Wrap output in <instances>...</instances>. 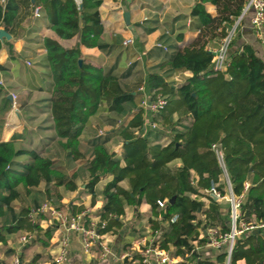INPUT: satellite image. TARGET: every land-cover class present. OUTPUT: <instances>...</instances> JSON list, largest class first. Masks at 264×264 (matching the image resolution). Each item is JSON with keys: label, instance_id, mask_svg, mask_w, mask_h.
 <instances>
[{"label": "trees", "instance_id": "obj_1", "mask_svg": "<svg viewBox=\"0 0 264 264\" xmlns=\"http://www.w3.org/2000/svg\"><path fill=\"white\" fill-rule=\"evenodd\" d=\"M102 1L5 0L0 3V27L15 37L16 29L32 17L38 6L40 15L43 14L58 38L70 39L79 33L80 44L107 51L111 46L100 39ZM206 2L216 6L214 16L206 12ZM247 2H196L190 15L197 36L187 45L172 46V52L165 54L139 83L143 82L149 98L154 99L159 93L166 99L163 108L150 117L157 128L148 127L144 135H141L144 111L140 106L143 94L124 82L133 63L119 71L123 64L116 61L104 72L82 58L77 48L64 47L51 37L44 38L45 65L52 79L47 102L54 135L48 141H54L64 158L83 159L79 137L86 122L100 110L108 114L105 122L111 128L97 130L89 141L92 155L84 164L89 176L84 191L91 195V205L95 202L96 183L111 175L102 190L101 208L95 214L105 221L99 233H118L124 226L121 220L124 208L133 207L134 214L140 217L138 208L147 203L151 212L146 226L151 235L147 246L155 243L171 249L174 255L189 253L193 264H226L225 247L206 249L205 231L230 230L229 209L223 212L221 201L206 193L212 185L221 194L225 192L224 174L213 144L222 152L233 194L240 195L245 183L249 184L240 202V219L264 221V60L252 46L237 45L233 38L227 67L221 71L214 69L213 53L207 48L210 42H218L228 33ZM149 31L145 29L146 33ZM1 44L0 41V47ZM5 44L11 54L9 42ZM183 71L191 75L180 83L167 80ZM3 95L0 84V134L10 105ZM22 138L17 131L6 141L0 138V244L27 232L32 234L28 244L46 247L55 227H42V216L34 219L32 209L45 200L71 213L81 212L85 207L81 203L61 202L62 190H75L77 184L54 164L48 152L25 147L19 142ZM113 138L121 142L120 153L109 147ZM124 180L128 181L127 188L120 185ZM158 201H165L164 206L160 207ZM90 215L86 213L84 218L89 220ZM194 241L202 249L195 250ZM39 259L40 254H36L32 264ZM142 259L141 253L135 252L131 259H123L122 264L133 261L146 264ZM0 264H4L1 257ZM228 264H264V228L246 231L236 238Z\"/></svg>", "mask_w": 264, "mask_h": 264}, {"label": "crops", "instance_id": "obj_2", "mask_svg": "<svg viewBox=\"0 0 264 264\" xmlns=\"http://www.w3.org/2000/svg\"><path fill=\"white\" fill-rule=\"evenodd\" d=\"M197 1L103 0L99 7L103 25L100 39L111 46L107 51L80 44L79 33L70 39L58 38L48 27L47 20L42 13L38 17L32 15L30 19L24 20L16 29L15 37L7 31L11 35V39L1 41L0 81L4 88L3 96L7 98L12 93L15 98L12 96L11 99L7 98L10 105L4 115L0 138L2 141H6L14 131H17L23 135L22 140L19 141L20 144L27 148L36 147L50 154L54 164L65 170L78 186L72 191L62 190L61 202L64 205L70 202L81 203L85 209L91 211L92 215L100 210L103 200L102 190L105 184L111 180V175L101 177L96 183L95 202L91 205V195L84 191V184L89 178L84 164L85 159L92 155L93 147L89 141L97 130L100 132L107 131L111 126L105 122V117L108 114L102 110L88 119L79 137V150L83 159L70 160L64 158L63 152L56 148L54 141H48V138L54 135V131L50 129L52 122L47 102L51 96L52 79L49 77V70L45 65L44 38L51 37L57 39L64 47L77 48L82 58H87L96 66L101 67L104 72L108 71L116 61L120 65L123 64L119 71L133 63L131 73L124 79V82L128 87L135 88L139 92L138 87L143 82L139 83L145 79L147 73L155 65L163 60L165 54L172 52V46L187 45L197 36L198 30L195 28L194 19L190 15ZM204 8L212 16L216 14L214 4L206 2ZM125 13L128 14L127 22ZM253 14V9L249 8L235 21L233 25L235 26L234 38L237 45L245 43L252 46L255 53L264 60V44L256 36L251 24ZM145 29H150V31L146 33ZM179 34H181L180 39L177 38ZM128 37L133 38V43L124 46L122 42ZM5 42H9L11 54ZM217 44L218 42L214 40L208 44L207 48H214ZM138 56L141 59H137ZM190 75L189 71L178 72L168 77L167 80L180 83ZM109 147L120 153L121 142L117 138H113ZM120 185L127 188L128 181H121ZM138 211L140 217L134 214L133 207L126 206L121 217L124 225L122 229L118 233L108 232L105 234L104 237L109 242L111 255L102 257L101 247L98 244L90 253H85L81 249L77 234L72 233L70 235L69 261L77 257L84 259L86 264H122V260H115L114 258L122 254L131 255L144 250L147 247V241L151 238L146 227L151 213L150 205L142 203ZM45 217L47 218L44 216L40 222L42 227L48 226ZM14 238L15 236L8 242ZM57 238L58 232L54 230L48 246L38 248L36 243L22 244L20 252L16 249L17 244L21 245L18 241L17 244H9L7 249L0 254V257L4 260V264H14L13 261L16 257L19 259L18 264H32L35 255L40 254L46 255L49 261H44L41 258L35 264H52ZM33 249L37 250L33 253Z\"/></svg>", "mask_w": 264, "mask_h": 264}, {"label": "built area", "instance_id": "obj_3", "mask_svg": "<svg viewBox=\"0 0 264 264\" xmlns=\"http://www.w3.org/2000/svg\"><path fill=\"white\" fill-rule=\"evenodd\" d=\"M4 1L5 0H0V3H3ZM249 8H252L254 12L251 20L252 27L258 39L264 44V0H248L242 13H244ZM33 16H40V8L38 6L34 8ZM234 35L235 26H233L224 37L218 40V44L216 47L209 49L213 53L212 64L214 69L221 71H224L226 69L228 62V48L231 40L234 38ZM132 43V37H128L122 42L124 46ZM137 59H141V57L138 56ZM138 91L144 94L140 100V106L144 111L145 119L143 125L144 130L141 135H144L148 127L153 129L157 128L156 123L151 121L150 117L154 113L158 112L161 108H163V106L166 104V99L159 93L156 94L154 99L149 98V96L145 94L144 84H141L138 87ZM11 96L12 98H15V95L12 93ZM212 148L214 149L218 162L222 167L229 191L225 190L224 194H221V192L212 185L208 190H206V193L212 195L216 199H226L230 202V220L228 224L230 230L228 232L222 233L217 228L208 229L207 231H205V235L208 239L206 246L215 250L225 247L227 253L226 264H228L233 244L236 238L241 237L246 231L264 228V221L245 222L240 219V202L243 199L249 184L246 182L243 193L235 196L232 192V188L227 177L222 152L219 149V146L216 144H213ZM195 179L196 178H194L193 183H195ZM192 196L194 197L195 195ZM158 204L160 207H163L165 201H158ZM86 213L91 214V211L89 209H85L81 212L71 213L66 208H57L51 200H45L32 209L31 216L34 219L42 216V220L44 216H47V218L45 217L47 224L54 226L55 230H57L58 232V238L55 242L56 252L52 256V264H66L68 262L70 257V235L72 233L77 234L81 249L85 253H90L93 250L94 246L98 244L101 247L102 257L111 255L109 242L104 237L106 233H99V230L104 228L105 221L101 220L99 216L92 214L90 215L91 218L89 220H86L84 218V215ZM173 220H175V217L172 218V221ZM31 240L32 234L27 232L21 233L18 238V241L21 244H27ZM193 243L195 245V250H199L200 248L196 245V242L194 241ZM140 253L143 257V263L146 264H179L180 262H186L191 257L189 256V253H186L183 256L174 255L172 254L171 249L166 250L160 248L159 245L155 243L148 245L144 250H140ZM125 258L131 259V255L122 254L121 256L115 257L114 259H119L121 261ZM13 262L14 264H18V257H16ZM132 264H137V261H133Z\"/></svg>", "mask_w": 264, "mask_h": 264}, {"label": "rangeland", "instance_id": "obj_4", "mask_svg": "<svg viewBox=\"0 0 264 264\" xmlns=\"http://www.w3.org/2000/svg\"><path fill=\"white\" fill-rule=\"evenodd\" d=\"M167 133V132H166ZM223 183L225 184L224 186H225V190H228L229 188L227 187V182H226V178L223 176ZM229 191V190H228ZM227 192V191H226ZM221 201V205H222V207H223V212H227L228 211V209H230V202L229 201H227L226 199H222V200H220ZM229 215H230V213H229ZM44 218V217H43ZM230 220V219H229ZM228 224H229V222H228ZM19 235H20V233H18L16 236H15V238L14 239H12L10 242H7L6 244H0V250H1V252H3L5 249H7V246H9V244H17V242H18V237H19ZM12 244V245H13ZM36 245L38 246V248H41V244L39 245V243H36ZM21 246H22V244L20 245H18L17 244V250H19V252L22 250V249H20L21 248ZM26 246V245H25ZM146 246H147V244H146ZM34 251H32L33 253L35 252V250H37V249H33ZM41 250V249H40ZM16 251V250H15ZM40 256H42V255H40ZM41 258H43L44 259V261H49L48 260V258H47V256L46 255H44V256H42ZM69 261V260H68ZM184 264H193V261H192V258L190 257L189 258V260H187L186 262H183ZM66 264H86V262L84 261V259H81V258H74V259H71L69 262H67Z\"/></svg>", "mask_w": 264, "mask_h": 264}, {"label": "water", "instance_id": "obj_5", "mask_svg": "<svg viewBox=\"0 0 264 264\" xmlns=\"http://www.w3.org/2000/svg\"><path fill=\"white\" fill-rule=\"evenodd\" d=\"M127 18H128V14L125 13V20H126V22L128 21ZM3 39L10 40L11 39V35L3 27H0V41H2ZM78 63L81 64V59H79ZM7 98L8 99H11V96L8 95ZM214 199H216V198L214 197ZM172 200H173V198L170 199V202Z\"/></svg>", "mask_w": 264, "mask_h": 264}]
</instances>
